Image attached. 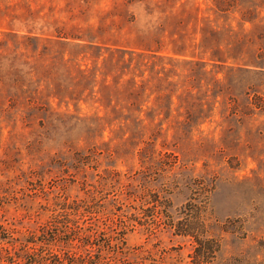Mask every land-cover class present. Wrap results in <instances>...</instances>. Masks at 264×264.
Instances as JSON below:
<instances>
[{
  "label": "rangeland",
  "instance_id": "1",
  "mask_svg": "<svg viewBox=\"0 0 264 264\" xmlns=\"http://www.w3.org/2000/svg\"><path fill=\"white\" fill-rule=\"evenodd\" d=\"M196 220L264 264V0H0V264H196Z\"/></svg>",
  "mask_w": 264,
  "mask_h": 264
},
{
  "label": "trees",
  "instance_id": "2",
  "mask_svg": "<svg viewBox=\"0 0 264 264\" xmlns=\"http://www.w3.org/2000/svg\"><path fill=\"white\" fill-rule=\"evenodd\" d=\"M59 223V222H58ZM164 226L168 227L169 229H176L177 232L179 230L184 231L183 233H178L181 236H187L193 240L194 248H193V258L197 262L196 264H200L201 262L206 263L208 261V258L212 257L213 253V247L215 244V241L212 237H207L205 234L207 231H205V224L203 222H199L196 220V222H190V221H170L169 224H164ZM65 228H59L60 234H62ZM185 229V230H183ZM71 231V230H70ZM191 231V232H189ZM197 232L195 236H192L193 232ZM190 233V234H189ZM200 233V235H199ZM56 240H54V237L50 243H54ZM56 257L54 259L53 264H79V260L76 257L71 256H63L58 257L57 255H54ZM76 258V259H75Z\"/></svg>",
  "mask_w": 264,
  "mask_h": 264
}]
</instances>
